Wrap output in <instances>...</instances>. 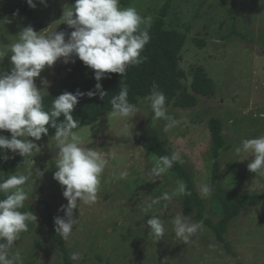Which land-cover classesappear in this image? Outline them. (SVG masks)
<instances>
[{
  "label": "rangeland",
  "instance_id": "obj_1",
  "mask_svg": "<svg viewBox=\"0 0 264 264\" xmlns=\"http://www.w3.org/2000/svg\"><path fill=\"white\" fill-rule=\"evenodd\" d=\"M25 2L0 0V51L6 52L19 31L29 25L37 33L63 31L67 39L73 29L63 23V11L72 7L75 0H46V5L34 0L36 21L14 12ZM166 2L120 0V6L134 7L141 16H150L153 24ZM165 21L168 28L189 26L181 61L187 73L186 89L193 92V71L202 65L215 81V94L198 95V104L191 108L166 104L170 116L187 119V123L182 122L167 133L164 132L165 120H153L146 97H141L136 104L140 111L132 121L113 118L109 111L96 122L75 130L84 139V146L97 148L110 162L101 175L97 202L81 204L74 210V218H79V222L66 241L69 262L161 264L167 257L168 264H264V200L231 221L226 233L227 247L204 224L190 243L184 244L177 239L172 224L174 215H190L183 210V195L173 196L161 217L165 225L164 238L156 242L148 234L146 221L157 214L158 206L147 212L145 207L164 192L171 194L178 178L169 170L161 180L150 181L148 172L153 166V157L158 156L135 140L151 120L166 147L171 152L180 151L183 164L205 200L206 216L218 222L224 213L212 182L214 157L209 123L212 118H219L227 145L219 157L223 186L246 195L264 192V176L255 175L247 168L252 154L242 152L237 156L234 152L243 139L264 135V3L259 0H173ZM10 55L0 60V69L10 70ZM66 74L67 68L61 58L52 67L46 66L41 76L35 78V84L44 96L58 88ZM42 79L48 82L46 89H43ZM88 82L86 79L66 92L78 89L83 92ZM0 134L11 137L5 131ZM36 143L41 151L33 157V171L39 170L43 175L36 177L34 183L30 181L24 185L29 199L20 210L32 211L37 220L28 223V231L19 234L9 251L10 254L20 251L23 264H68L60 244L52 236L48 217L49 213L53 221L57 215L63 217L59 209L67 204L63 188L53 179L55 141L42 137ZM3 162L0 159V176L27 174V165L21 163L6 172ZM123 170H127L128 176L119 179ZM205 183L213 189L208 196L200 192ZM73 252H79L81 259L71 260Z\"/></svg>",
  "mask_w": 264,
  "mask_h": 264
},
{
  "label": "clouds",
  "instance_id": "obj_2",
  "mask_svg": "<svg viewBox=\"0 0 264 264\" xmlns=\"http://www.w3.org/2000/svg\"><path fill=\"white\" fill-rule=\"evenodd\" d=\"M31 8H36L34 0H26ZM262 4L264 0H259ZM46 5V0H39ZM63 23L71 29L67 35L63 31L37 33L31 25L23 27L16 35L17 39L8 44L7 50L0 51V60L10 55L11 68L8 71L0 69V133L8 131L11 137L0 134V159L7 161L15 155L24 158L23 164L28 166L27 174H10L5 178L0 176V264H23L20 251L10 254L14 242L19 239L21 232L28 231V223L36 221L32 211H21L24 202L29 199V193L24 185L35 182L43 172L33 171L34 155L41 151L36 143L42 136L48 135V127L55 128L51 137L55 141L56 155L54 163L56 171L53 179L63 188L62 195L67 200L59 211L61 217H54V230L63 240L68 241L79 218H74V210L81 204L92 205L97 202L101 175L109 165V158L97 148L84 146L85 141L78 134L80 122L74 119L72 113L79 99L87 96H99L104 99L108 93L103 89L102 81L111 78L107 74H119L120 88L118 94L111 100L113 118L132 121L140 111L136 104L128 100V86L125 81L128 68L143 63L141 56L145 46L150 42L149 28L151 17H143L134 7H121L120 0H75L69 9L63 11ZM143 25L144 27H141ZM78 58L85 66L94 70L97 83L94 89L75 93L65 92L55 98L51 108L45 110L42 89H38L35 78L41 76L45 67H52L63 58L64 63L75 62ZM46 89L48 82L41 80ZM153 84L150 95L146 97L153 113V120H165L164 132L187 123L186 118L176 119L167 113L166 96L157 90ZM63 116L62 122H57ZM33 138V139H29ZM13 155L9 156L7 153ZM234 152L239 156L242 152L252 154L247 168L255 175L264 176V135L243 139ZM243 161V160H239ZM180 151L174 150L170 155L153 157V166L148 172L155 182L173 168L177 163H183ZM35 173V176L33 175ZM128 176L127 170L119 173V179ZM211 185L205 183L200 187L203 196L212 193ZM191 195L184 181H176V187L169 194L150 201L145 212L158 206L157 214L151 215L146 221L148 234L156 242L165 235V225L161 217L169 207L173 196ZM175 237L184 244L203 228V222H191L190 217L177 213L172 219ZM73 261L81 259L79 252L70 256ZM161 264H168L166 257Z\"/></svg>",
  "mask_w": 264,
  "mask_h": 264
},
{
  "label": "trees",
  "instance_id": "obj_3",
  "mask_svg": "<svg viewBox=\"0 0 264 264\" xmlns=\"http://www.w3.org/2000/svg\"><path fill=\"white\" fill-rule=\"evenodd\" d=\"M172 1L167 0L161 9L160 16L148 29L151 39L141 53L144 58L143 63L135 67L130 66L127 70L125 81L129 90L128 100L133 104H137L141 97L150 95L153 84H156L158 86L157 90L162 91L166 96V104H174L179 108L195 107L198 104V95L212 96L215 94V81L202 65L194 68L193 92L186 89L185 80L187 79V73L181 67V61L182 51L188 38L189 26L185 25L182 29L168 28L166 26L165 17L169 12ZM14 12L36 21L34 10L29 7L27 2L22 7L16 8ZM199 42L204 44L203 41ZM72 59L75 61L74 63H65L67 74L63 83L54 91L43 96L45 110L51 108V103L55 98L86 79L89 82L85 84L83 92L94 89V85L97 83L94 79V70L85 66L78 58L72 57ZM107 75L111 78H105L100 81L103 89L108 93L104 99H100L98 95L92 98L84 96L75 105L72 115L74 119L80 122L78 129L96 122L100 117L111 111L110 100L114 95L118 94L121 77L116 73ZM63 120L64 117L61 116L57 122L59 123ZM50 125L51 121L49 125H46L48 127V135L42 136L43 138L54 136L55 128ZM209 126L213 138L214 164L212 182L216 187V193L223 208V218L215 222L206 216L207 206L205 200L196 189L191 172L183 163L175 164L170 171L176 175L178 180L184 181L187 185V190L191 192V195H183L184 212L190 215L193 222L202 221L204 225L210 227L215 232L217 240L229 247L226 239L229 224L242 211L259 205L264 200V192L246 195L234 192L223 186L220 180L221 164L219 157L221 151L227 148L223 136L224 126L223 122L215 117L210 120ZM5 132L11 134L8 131ZM135 140L138 145L158 157L171 154V151L164 144L159 130L152 125L151 120L147 122L142 133ZM8 155L11 156L13 154L9 153ZM23 162L24 158L15 155L14 159H8L3 162L4 170L10 172ZM48 217L52 227V236L60 244L67 262L70 264L66 241H63L55 232L51 213H49Z\"/></svg>",
  "mask_w": 264,
  "mask_h": 264
}]
</instances>
